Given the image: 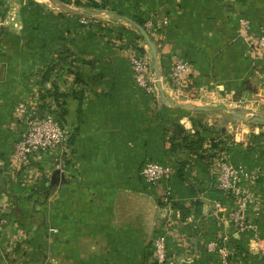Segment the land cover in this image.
I'll return each mask as SVG.
<instances>
[{"label":"crops","instance_id":"obj_1","mask_svg":"<svg viewBox=\"0 0 264 264\" xmlns=\"http://www.w3.org/2000/svg\"><path fill=\"white\" fill-rule=\"evenodd\" d=\"M108 1L112 11H87L93 25L85 27L84 9L58 0H24L0 13V210L11 213L8 239L24 232V247L8 261L0 250V264H151L158 234L173 264H217L209 245L219 236L242 250L237 264H264V54L238 38L244 17L253 37L264 36V0ZM136 18L167 25L147 41ZM69 46L79 55L77 80L56 71L42 84ZM131 56L149 58L161 78L156 96L135 86ZM179 59L190 64L194 97L167 78ZM54 81L66 94L72 156L52 186L50 163L16 175L8 161L25 133L14 108L41 86L54 93ZM178 125L202 137L205 150L218 143L217 157L184 145L173 151ZM221 160L257 175L246 182L255 232H237L229 218L236 202L217 188ZM147 161L171 166L173 177L149 188L139 176ZM167 187L174 201L165 213Z\"/></svg>","mask_w":264,"mask_h":264},{"label":"built area","instance_id":"obj_2","mask_svg":"<svg viewBox=\"0 0 264 264\" xmlns=\"http://www.w3.org/2000/svg\"><path fill=\"white\" fill-rule=\"evenodd\" d=\"M87 3L96 4L99 10L108 7V0H85ZM82 24H87L89 20H80ZM163 22H147L145 31L148 34L159 32L164 26ZM238 38L253 45L264 54V36L253 37L251 33V22L247 18L239 21ZM130 64L133 71L135 86L150 96H156L161 84V78L150 71L149 58L146 56H131ZM191 72L190 64L179 59L175 61L169 71L167 78L172 86L177 90L189 92L192 89V82L189 79ZM190 86V87H189ZM48 101V99H47ZM41 104L40 92L32 91L14 108V118L23 123L25 133L14 145L10 154L8 168L12 173L21 174L31 164H38L40 167L45 163L51 164L53 169L65 173L71 160V130L65 124H61V118L57 112L40 113ZM54 111L55 105L51 103ZM215 181L217 188L226 196L234 199L235 208L230 211L229 218L239 233L250 234L256 231V226L249 217V204L251 199L250 187L246 182L253 185L257 180V175L249 173L243 168L235 167L226 160L218 162ZM174 170L171 166L158 162L147 161L140 169L139 176L147 183L149 188L155 189L173 177ZM161 205L166 212L172 210L173 194L169 187L165 188L161 197ZM217 210H223V205L216 203ZM10 212L0 210V243L5 237L4 228L9 220ZM3 239V240H2ZM168 239L163 234H158L152 240L153 262L152 264H173L168 253ZM226 239L219 236L209 247L210 250L219 256L218 264H236V252L226 246Z\"/></svg>","mask_w":264,"mask_h":264},{"label":"trees","instance_id":"obj_3","mask_svg":"<svg viewBox=\"0 0 264 264\" xmlns=\"http://www.w3.org/2000/svg\"><path fill=\"white\" fill-rule=\"evenodd\" d=\"M1 1V0H0ZM89 5L91 6H94L96 8L97 5L96 4H91V3H88ZM77 5V4H76ZM90 7V6H89ZM135 21L140 25V26H144V22L139 19V18H136ZM89 23L87 24H82L80 22V24L82 26H91L93 25L92 24V21H89ZM123 34V33H122ZM122 36V35H121ZM120 36V37H121ZM60 56L58 58V62L56 63H53L49 66H47V68L43 71V83L45 81H48L49 75H51V73H55L56 71H66L68 74H71L73 73V75L75 76V80H77L79 74H80V70H79V55L78 53L73 50L71 48V46H69L67 49L63 50L62 53L60 52ZM54 83V86H55V91L54 93H49L47 91H45L42 86L40 88V97H41V104L39 106V110H40V113L43 114L47 111L49 112H57L60 116V122L61 124H65V120H66V110H65V104L63 102V99H65L66 97V94L62 93L60 90H59V85L57 82H53ZM192 86V85H191ZM190 87V86H189ZM192 90V89H191ZM39 91V90H38ZM189 95L194 97V92H190L189 91ZM53 98L56 106L54 108V111H51L52 109V106L50 104V101L47 99H51ZM60 108H58V107ZM62 109V110H61ZM170 143H171V148L173 151H177L178 149H181V146L184 145L186 147V149L189 151V153L191 154H196L198 155L199 157H214L216 158L217 157V154L219 152H217V150H214V149H219L220 150V147L218 146V143H213L212 146H211V150H205L203 148L204 146V139L200 136H198L197 138L195 137H192L191 135H188L187 132L184 130L183 127L181 126H175V128L173 129L172 131V135L170 137ZM218 150V151H219ZM189 166V163L187 161H182L180 162L179 166H180V170L178 169V175H180V177H185L184 175L186 174L185 171H187V168ZM168 242V241H167ZM226 246L229 248V249H232L236 252L237 256L235 257V263L237 264L238 263V260L240 258H243L244 257V254L242 253V250H240V248L234 244V242H226ZM238 251V252H237ZM216 254V263L218 264V261H219V256L217 253ZM240 258H239V257ZM152 258H153V254H152ZM153 262V260H152ZM151 262V264H152Z\"/></svg>","mask_w":264,"mask_h":264},{"label":"rangeland","instance_id":"obj_4","mask_svg":"<svg viewBox=\"0 0 264 264\" xmlns=\"http://www.w3.org/2000/svg\"><path fill=\"white\" fill-rule=\"evenodd\" d=\"M20 1H24V0H1L0 1V13L2 12V11H5V12H7L8 11V9H9V6L10 5H16L18 2H20ZM59 2H62L63 4H65V5H69V6H73V7H80V8H83L84 9V12H85V14H86V12L87 11H94V9L95 10H99L98 8H96V7H94V6H91V5H89L85 0H58ZM109 2V1H108ZM77 4V5H76ZM90 6V7H89ZM111 7V5L110 4H108V7L106 8V9H104V8H101L102 10H99V11H107V12H110V11H112L111 9H112V7ZM3 13V12H2ZM89 14V13H88ZM88 14H86V17H83L84 19H87V20H89L90 21V19H89V17L90 18H93V17H91V16H89ZM81 16H83V14H79V17H81ZM83 18L81 19V20H83ZM8 21H10V20H8ZM89 24H90V22H88ZM193 86V85H192ZM10 215H11V213H10ZM12 224L10 223V221L5 225L6 227L4 228V232H7L8 231V229L10 228V226H11ZM48 233H50L51 235H55L56 233H57V231L56 230H54V229H51V230H48ZM22 234H24V232H22L21 231V233H20V235L17 237L18 239H13L12 237L13 236H11L9 239L6 237V235H5V237H3V242H1L0 243V250L2 251V252H4V250L3 249H5V250H7V251H9L8 253H4L5 255H3V257H2V260L5 258V259H7V260H5V261H8L10 258H13L14 256H13V253L14 252H12L15 248L14 247H18V248H23L24 247V244H23V240H24V236L22 235ZM12 243H13V245H12ZM7 254V255H6Z\"/></svg>","mask_w":264,"mask_h":264},{"label":"water","instance_id":"obj_5","mask_svg":"<svg viewBox=\"0 0 264 264\" xmlns=\"http://www.w3.org/2000/svg\"><path fill=\"white\" fill-rule=\"evenodd\" d=\"M140 29V33L142 34V36L147 40L149 41V36L147 34V32L142 29L141 27L139 28ZM153 48H152V54H155V47L153 45H151ZM60 171L56 170L53 174H52V177L50 178V182H51V185L54 186V185H57L58 184V178L60 177Z\"/></svg>","mask_w":264,"mask_h":264},{"label":"clouds","instance_id":"obj_6","mask_svg":"<svg viewBox=\"0 0 264 264\" xmlns=\"http://www.w3.org/2000/svg\"><path fill=\"white\" fill-rule=\"evenodd\" d=\"M253 247H255V243H253Z\"/></svg>","mask_w":264,"mask_h":264}]
</instances>
